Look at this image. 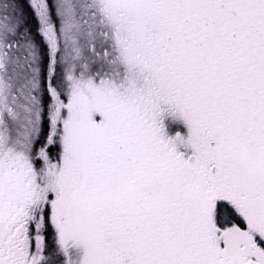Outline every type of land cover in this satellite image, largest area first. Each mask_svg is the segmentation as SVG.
Wrapping results in <instances>:
<instances>
[{
    "label": "snow or ice",
    "instance_id": "1",
    "mask_svg": "<svg viewBox=\"0 0 264 264\" xmlns=\"http://www.w3.org/2000/svg\"><path fill=\"white\" fill-rule=\"evenodd\" d=\"M0 264H264V0H0Z\"/></svg>",
    "mask_w": 264,
    "mask_h": 264
}]
</instances>
